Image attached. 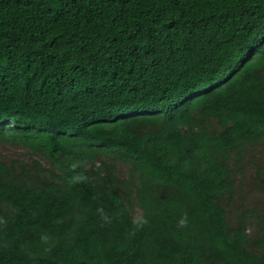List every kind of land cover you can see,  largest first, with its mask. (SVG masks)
<instances>
[{"label": "trees", "instance_id": "1", "mask_svg": "<svg viewBox=\"0 0 264 264\" xmlns=\"http://www.w3.org/2000/svg\"><path fill=\"white\" fill-rule=\"evenodd\" d=\"M0 142V264H264V0H0Z\"/></svg>", "mask_w": 264, "mask_h": 264}, {"label": "rangeland", "instance_id": "2", "mask_svg": "<svg viewBox=\"0 0 264 264\" xmlns=\"http://www.w3.org/2000/svg\"><path fill=\"white\" fill-rule=\"evenodd\" d=\"M252 152L253 153H251L243 160V184L237 187V194H235L233 202L234 204H232L236 207L235 202H238L237 204H242V207H246L248 210L259 213L264 216V197L253 185L255 167H261L264 169V145L260 143L256 144ZM27 155L28 152L26 150L12 147L10 145L0 142V156L15 159L16 157L23 158ZM117 171L119 174L124 175L126 167L124 165L119 164L117 166ZM262 173H264V171ZM135 212L139 213V210L135 209ZM253 225V222H250L248 224V229L250 231L254 227Z\"/></svg>", "mask_w": 264, "mask_h": 264}]
</instances>
